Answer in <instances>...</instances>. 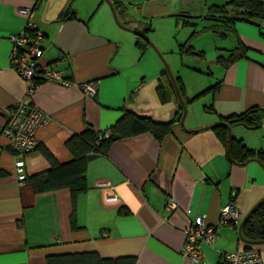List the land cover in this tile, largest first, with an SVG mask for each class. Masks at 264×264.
<instances>
[{"label": "crops", "instance_id": "0c3cea01", "mask_svg": "<svg viewBox=\"0 0 264 264\" xmlns=\"http://www.w3.org/2000/svg\"><path fill=\"white\" fill-rule=\"evenodd\" d=\"M104 1L0 0V106L11 108L28 94L10 60L14 44L10 36L27 23L23 10H31L37 30L44 34L40 65L53 67L72 81L68 87L43 83L34 93V104L47 119L37 133L41 149L67 162L73 155L66 141L89 124L107 129L126 112L167 122L179 112L174 102L162 104L156 92L158 76L166 71L159 56L151 46L141 56L132 45L136 35L131 33L144 32L163 54L177 51L185 66L188 56L182 58L178 49L192 34H184L188 26L183 24L195 21L193 29H205L201 32L215 50L211 59L200 64L206 71L190 69L211 77L199 90L219 81L221 85L216 93L203 96L206 103L200 119L189 112L184 127L178 123L161 143L150 132L119 138L106 153L91 159L90 189L77 196L75 208L67 189L36 193L30 182L18 181L14 152L7 148L10 141L2 132L6 116L0 114V169L8 173L0 177V264H47L49 256L85 251H98L107 258L135 256L137 264H194L181 253L190 220L203 216L218 224L222 208L235 193L234 202L243 216L264 198V168L257 160L236 163L214 130L190 131L222 123L250 108L264 110V17L242 20L243 13L228 12L235 19L224 22V13L212 8L225 7L231 0H120L126 8L119 19L112 6L115 0H106L118 28L108 13L96 16ZM68 7L76 18L61 20ZM215 25L225 26L223 35L213 34ZM127 35L131 37L129 63L123 64L118 56L125 52ZM161 37L174 42H157ZM200 49L189 56L206 59L207 48ZM234 52L236 59L228 66L217 62L218 55L230 58ZM146 55L144 67L150 71H139L134 61ZM92 81L97 82V93L87 98L79 86ZM206 105L212 109L205 111ZM231 136L264 152V119L255 128L231 126ZM24 158L29 177L49 168L41 150ZM102 181L115 186L117 202H105L107 191L96 184ZM169 199L176 202V212L166 210ZM74 210L77 230L71 226ZM105 231L108 237L103 236ZM217 236L213 246L201 244L204 259L196 264H223L226 254L247 246L232 226L219 227ZM253 247L264 258V244Z\"/></svg>", "mask_w": 264, "mask_h": 264}, {"label": "trees", "instance_id": "16d2710c", "mask_svg": "<svg viewBox=\"0 0 264 264\" xmlns=\"http://www.w3.org/2000/svg\"><path fill=\"white\" fill-rule=\"evenodd\" d=\"M113 7L117 11L118 18L121 19L122 16L124 15V9L126 7L123 5V3L120 0H115L113 2ZM212 9H214L216 13L219 12L218 14H220L221 12L224 13L223 15H221L224 22L233 21L235 19L233 18L229 20L227 16L228 12L233 13L234 15H235V12L239 14L243 13V15L239 17V19H242V20H251V18L264 17V4L262 0H231L225 7L216 6V7H213ZM23 16L26 17L27 23L25 25V28L20 33L22 32H26L29 34L34 33L35 31L31 29L30 27L29 16L24 15V14ZM211 16H215V14H211ZM59 18L61 20H66L70 18H76V15L73 13V9L71 7H68L65 11L61 13ZM252 22H255V21H252ZM183 26L194 28L193 26H195V23L188 22V23H184ZM149 30H152V28H149ZM212 30L214 32L213 34H215L216 36H220V35H223L222 33H224V30L226 29H225V26L223 25H215L212 27ZM201 31H205V29L198 30L197 28H195L193 29L191 34L192 36L193 35L198 36ZM18 34H14V35H18ZM191 39L193 38H188L183 44L179 45L178 52L182 58L184 56L193 55L194 52H197L196 49L192 45V41H190ZM135 45L139 48L141 56H143L145 52L151 46L149 42H147L145 39H143L142 37L138 35H136ZM235 52L237 54H243L242 52L238 53L237 49L235 50ZM235 52L229 55L231 56L230 58L228 56L218 55L216 57V60L219 64L228 66L229 63L234 62V60L236 59L235 56L237 54H235ZM200 56L203 57L204 53H201ZM175 79L177 82V86L179 87L181 96L185 102V105L186 103L192 104L200 96L203 97L207 93H212V92L216 93V91L219 89L221 85V81H219L218 83L215 82L214 84H212V86L209 89L202 91L201 93H199L198 95L194 97H188L186 86L184 85L186 83L183 77L179 75V76H175ZM55 85L64 86L59 83H56ZM64 87H68V86H64ZM79 87L81 91L85 95L88 96L87 98H93L95 96V95L86 93L84 89L81 87V85ZM156 92L162 104H165V103L168 104V103L174 102L175 104L178 105L179 112H177V114L173 117V119L167 122H158L150 117H140V116L132 114L131 112H126L118 119V121L113 126L107 129L97 130V128H94L92 125L89 124L81 132L74 134L72 137H70L66 141V147L73 155L72 160L67 161V162H60L47 148L41 149L40 147L41 143L37 136V133H38V129L43 127V125H39L37 129L35 130L36 137L39 141L38 148L35 151L41 150L44 157L49 163V168L45 171L36 173L30 177L28 176V173H27L26 161L24 158L27 154L25 153V155L22 156L20 152H17L16 150L12 149L11 147L7 145V148L14 152L13 155L15 158V169H16V161L18 160L23 161L24 178L23 180H20L17 177L18 181L20 183L30 182L36 193H44V192L57 190V189H67L72 194V203L74 206L77 200V196L90 189V185L87 179V168H88L89 161L93 159L95 156H100L106 153L111 147V145L115 141H117L119 138L132 137L135 135L150 132L154 135L157 141L161 143L165 137L173 134L175 126L178 123H180V118L183 114V108L177 97L172 80L166 71H164L158 76V86H157ZM28 98H31V103L29 107L31 109H37L40 111V109L37 108V106L34 104V93L32 96H29L27 94L25 100ZM17 104H19V102ZM17 104H14L13 106ZM210 109H212V106H208V105L205 106V111H210ZM262 119H264L263 109L250 108L244 114L237 115V116H230L224 119L222 123L224 122L228 123L230 127L233 125H244L248 128H255V127H259ZM7 123L8 122H7V117H6V122L2 129L3 133L5 131ZM109 129L111 131V135L110 137H105L104 132ZM213 130L215 131L217 137L222 141V143L228 150L230 158L234 160L236 163L238 162L245 163L249 161V159H253V160L260 161L264 165V152L261 149L249 148L241 139H236L233 136H231V142L229 143L228 128L226 126L220 125L218 127L213 128ZM5 137L11 142L10 138H8L7 136ZM7 174L8 173L6 171L0 169V177H7L6 176ZM16 174L18 176L17 170H16ZM99 188H103V187H99ZM114 193L117 195L116 188H115ZM236 195L237 194L235 193L232 196V200H231L232 202H230L229 204H233L236 207V209L241 213V211L237 208L234 202L236 200ZM116 197L118 198V196ZM169 200H173V199H169ZM246 215H248V217L246 218L245 221L242 219L239 226L233 225L232 223H230L229 225L236 229H239L241 226V229L239 232L240 240H242L247 245L242 250L255 249L253 247L254 245H256L255 243H260L264 241V198L260 200L259 202H257L253 206V208L249 211V213ZM245 216H243V218ZM220 219H222L221 216H220ZM71 226L73 229H76V230L79 229V227H77L75 210L72 212V215H71ZM104 233H106L107 235L104 236ZM104 233H103V236L108 237V232L105 231ZM217 234H218V231H217ZM200 249H201V246H200ZM181 253H182V250H181ZM182 256L190 260L183 253H182ZM203 259H204V253H203L202 260ZM191 262H193L194 264L200 263V262H194V261H191ZM47 264H137V258L135 256H130V255L107 258V257H102L98 251H85V252L66 253V254H57V255L49 256L47 257Z\"/></svg>", "mask_w": 264, "mask_h": 264}, {"label": "built area", "instance_id": "2783aa9c", "mask_svg": "<svg viewBox=\"0 0 264 264\" xmlns=\"http://www.w3.org/2000/svg\"><path fill=\"white\" fill-rule=\"evenodd\" d=\"M30 11L24 10L21 13L29 16L30 27L35 32L32 34L22 32L18 35L10 36V40L14 43L10 55L11 65L25 80L29 96H32L38 86L43 83H59L64 86H71L72 81L64 78L61 72L50 66L40 65L39 60L43 55L42 43L44 34L40 30H37ZM81 87L86 93L95 95L98 86L97 82L93 81L82 84ZM30 103L31 98H28L11 108L0 106V114L5 115L8 122L3 135L11 139L10 147L20 152L22 156L38 148L39 141L35 130L39 125L47 122V119L43 116V112L31 109L29 107ZM110 135V129L104 132L105 137H109ZM16 170L18 179L23 180L24 169L22 160L16 161ZM109 183H104V181L97 182V186L104 188ZM113 187L115 188V186ZM116 196L115 193L110 195L106 198V202H117ZM172 202L174 201L169 200L166 203V209L170 212H176L177 204L174 202L176 204L174 205ZM221 217L222 219H220L218 224L208 223L207 219L203 216H197L195 219L189 221L184 230L186 240L182 248V253L187 258L194 262L202 260L203 252L200 249L201 244L206 243L213 246L218 239L217 231L219 227H223L225 224L230 225V223L239 226L243 219L242 214L233 204H229L222 209ZM106 235L104 233V236ZM223 264H264V258L255 249L241 250L226 254Z\"/></svg>", "mask_w": 264, "mask_h": 264}, {"label": "rangeland", "instance_id": "374dc122", "mask_svg": "<svg viewBox=\"0 0 264 264\" xmlns=\"http://www.w3.org/2000/svg\"><path fill=\"white\" fill-rule=\"evenodd\" d=\"M107 13L113 18L114 23L119 28L118 24L116 23L117 21L114 17L113 8L105 0L104 3L101 5V7L98 9L96 16L97 17L103 16V15H106ZM233 17H234V15H232V14L228 15L229 20L233 19ZM32 20H33L35 26H37L36 22L34 21V18ZM190 22L195 23V21H193V20H191ZM197 29L200 30L201 27H198ZM192 31H193L192 27H185L183 32H184V34L186 32H188V35H189V34H191ZM131 34H133V36L135 37L134 33H131ZM205 36L206 35H204V33H202V34H199L198 36L197 35H193V36L191 35L190 37L193 38L192 42H193L194 46H196L195 47L196 51L201 50L200 49L201 46H205L207 48L208 54L206 56V59H200V58H195L194 56H188V57L184 58L185 66H182L180 64L179 56L176 54L177 51L171 52V50H168V52L166 54H163L157 47H155V45L153 44V41L148 38V40H150L149 43L151 44V47L155 50V52L159 56V58L162 62V66L164 68H166V66H168V68L171 70V72L174 76H179V75L182 76L183 75L186 79L189 78V80L187 81L188 84L186 86L188 97H194V96L198 95L199 93H201L202 90H199L200 87L202 86L204 88L202 82L205 80L211 79V77H208L207 73L200 74L199 72H197V70H191L190 69L191 67H196V68H200V69L206 71V68H204V66H203V68H201L200 64H203V62L205 64L206 60L211 59V57H213V55H214L215 45L213 43H211L209 40H207L208 37H205ZM194 37H196V38H194ZM129 38H131V37H129V35H127V37L124 40V42H125L124 51L125 52H122L124 54L118 56V59L121 60V62L123 64L129 63V55H130L129 47L131 44ZM215 40H217V42H220L219 39H215ZM157 42H161L162 44L169 45L170 42H174V40H169L167 38L161 37V38H159V40ZM132 45L133 46L135 45V41L132 43ZM146 58H147V55L143 59H141L140 61H137V60L134 61L135 64L139 63V65L136 66V68L139 71H142L143 69L150 71V69L148 67H144ZM126 67L127 66H125L124 69H126ZM124 69H123V71H124ZM142 77H144V74H141V78ZM205 100H206L205 97L200 96L195 102L192 103V105L186 103L187 117H188V118L186 117L187 121L189 119V112H190L191 117H193L194 119H196V120L200 119L201 113L203 112L202 111L203 106L206 103ZM204 121H205V118L203 117L202 123H204ZM104 183H108V182H104ZM104 190L107 191V193L105 195V202H106V198L109 197L110 195L114 194L115 188L113 187L112 184L109 183L108 185L104 186ZM172 204L176 205L174 202H172ZM183 246H184V244H183ZM199 262H201V260Z\"/></svg>", "mask_w": 264, "mask_h": 264}, {"label": "water", "instance_id": "95a60500", "mask_svg": "<svg viewBox=\"0 0 264 264\" xmlns=\"http://www.w3.org/2000/svg\"><path fill=\"white\" fill-rule=\"evenodd\" d=\"M184 16L185 17H188V15H184ZM190 17H192V16H190ZM134 33H135V35H138V36L142 37L143 39H145L147 42H150V40H148V38L144 34H142L141 32H134ZM166 70H167V73H168V75L170 76V78L172 80V83L174 85V88H175L177 97H178V99H179V101L181 103V106L183 108V114H182V116L180 118V126H183L184 127V121H185V118L187 116L186 105H185V102H184V100H183V98L181 96L179 87L177 86L176 79H175L174 75L172 74L171 70L168 68V66H166ZM220 125L226 126L228 128V137H229V143H230L231 142V127L229 126L228 123H225V122L224 123L215 124V125H212V126H209V127H206V128H201V129H197V130H190V131L198 132V131H203V130H206V129H213V128L218 127ZM258 162L264 168V165L260 161H258ZM247 217H248V215H246L243 218V220L245 221ZM240 229H241V226L239 228V232H240ZM255 244H264V241L263 242H260V243H255Z\"/></svg>", "mask_w": 264, "mask_h": 264}, {"label": "bare ground", "instance_id": "6f19581e", "mask_svg": "<svg viewBox=\"0 0 264 264\" xmlns=\"http://www.w3.org/2000/svg\"><path fill=\"white\" fill-rule=\"evenodd\" d=\"M142 33V32H141ZM143 34V33H142ZM146 36V35H145ZM147 37V36H146ZM148 38V37H147ZM166 72H167V70H166ZM175 77V76H174ZM258 161V160H257ZM225 225H228V224H225ZM224 226V225H223Z\"/></svg>", "mask_w": 264, "mask_h": 264}, {"label": "clouds", "instance_id": "9594fccd", "mask_svg": "<svg viewBox=\"0 0 264 264\" xmlns=\"http://www.w3.org/2000/svg\"><path fill=\"white\" fill-rule=\"evenodd\" d=\"M97 93V92H96ZM18 177V176H17ZM172 201H174V200H172ZM175 202V201H174ZM176 203V202H175Z\"/></svg>", "mask_w": 264, "mask_h": 264}]
</instances>
